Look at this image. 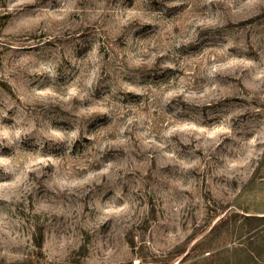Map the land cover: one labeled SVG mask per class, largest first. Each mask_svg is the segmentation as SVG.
<instances>
[{
  "label": "rangeland",
  "instance_id": "obj_1",
  "mask_svg": "<svg viewBox=\"0 0 264 264\" xmlns=\"http://www.w3.org/2000/svg\"><path fill=\"white\" fill-rule=\"evenodd\" d=\"M32 254L264 264V0H0V263Z\"/></svg>",
  "mask_w": 264,
  "mask_h": 264
},
{
  "label": "trees",
  "instance_id": "obj_2",
  "mask_svg": "<svg viewBox=\"0 0 264 264\" xmlns=\"http://www.w3.org/2000/svg\"><path fill=\"white\" fill-rule=\"evenodd\" d=\"M39 246H42V242H39ZM39 255L37 254H32L26 257L25 259L19 260V261H11V262H4L0 264H43L40 261V258L38 257ZM68 264V263H66Z\"/></svg>",
  "mask_w": 264,
  "mask_h": 264
}]
</instances>
